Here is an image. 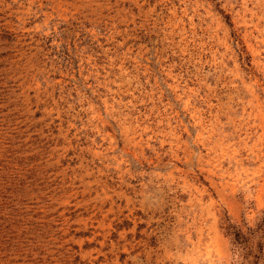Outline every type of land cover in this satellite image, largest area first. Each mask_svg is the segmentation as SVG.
Wrapping results in <instances>:
<instances>
[{"label": "rangeland", "instance_id": "374dc122", "mask_svg": "<svg viewBox=\"0 0 264 264\" xmlns=\"http://www.w3.org/2000/svg\"><path fill=\"white\" fill-rule=\"evenodd\" d=\"M0 264H264V0H0Z\"/></svg>", "mask_w": 264, "mask_h": 264}]
</instances>
